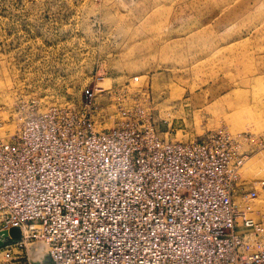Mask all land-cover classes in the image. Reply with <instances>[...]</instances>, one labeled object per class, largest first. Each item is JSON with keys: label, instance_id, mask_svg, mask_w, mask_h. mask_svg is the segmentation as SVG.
<instances>
[{"label": "rangeland", "instance_id": "rangeland-1", "mask_svg": "<svg viewBox=\"0 0 264 264\" xmlns=\"http://www.w3.org/2000/svg\"><path fill=\"white\" fill-rule=\"evenodd\" d=\"M49 110L93 131L130 119L175 141L230 135L264 220V0H0L1 133ZM20 252L0 264L45 263L48 247Z\"/></svg>", "mask_w": 264, "mask_h": 264}, {"label": "built area", "instance_id": "built-area-1", "mask_svg": "<svg viewBox=\"0 0 264 264\" xmlns=\"http://www.w3.org/2000/svg\"><path fill=\"white\" fill-rule=\"evenodd\" d=\"M2 127L0 231H20L5 261L40 241L51 264H264L256 191L237 184L247 153L230 135L175 141L130 119L93 131L55 110Z\"/></svg>", "mask_w": 264, "mask_h": 264}, {"label": "water", "instance_id": "water-1", "mask_svg": "<svg viewBox=\"0 0 264 264\" xmlns=\"http://www.w3.org/2000/svg\"><path fill=\"white\" fill-rule=\"evenodd\" d=\"M19 235H20V231L16 227L0 231V248L4 246L6 240L16 239L19 237ZM42 264H51V263L45 262Z\"/></svg>", "mask_w": 264, "mask_h": 264}, {"label": "bare ground", "instance_id": "bare-ground-1", "mask_svg": "<svg viewBox=\"0 0 264 264\" xmlns=\"http://www.w3.org/2000/svg\"><path fill=\"white\" fill-rule=\"evenodd\" d=\"M12 123L14 124V122H12ZM10 125H11V123H10ZM11 126H12V125H11ZM13 126H14V125H13ZM7 128H8V127H7ZM5 131H7V130H5ZM12 132H14V131H13V128H11V129H9V131H7L8 134H11ZM192 139H193V138H192ZM32 249H33V248H32ZM33 251L36 252V253L39 255L41 249H39L38 247H37V248L34 247ZM40 263H41V262H40ZM40 263H39V264H40Z\"/></svg>", "mask_w": 264, "mask_h": 264}]
</instances>
